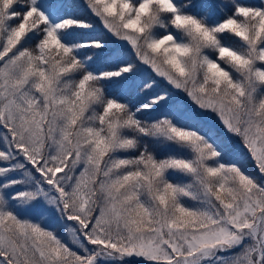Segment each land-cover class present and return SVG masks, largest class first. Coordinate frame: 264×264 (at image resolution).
Masks as SVG:
<instances>
[{"label":"snow or ice","instance_id":"1","mask_svg":"<svg viewBox=\"0 0 264 264\" xmlns=\"http://www.w3.org/2000/svg\"><path fill=\"white\" fill-rule=\"evenodd\" d=\"M0 264H264V0H0Z\"/></svg>","mask_w":264,"mask_h":264}]
</instances>
